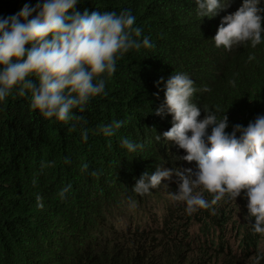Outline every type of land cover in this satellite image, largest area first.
<instances>
[{
    "label": "trees",
    "instance_id": "trees-1",
    "mask_svg": "<svg viewBox=\"0 0 264 264\" xmlns=\"http://www.w3.org/2000/svg\"><path fill=\"white\" fill-rule=\"evenodd\" d=\"M264 264V0H0V264Z\"/></svg>",
    "mask_w": 264,
    "mask_h": 264
},
{
    "label": "rangeland",
    "instance_id": "rangeland-1",
    "mask_svg": "<svg viewBox=\"0 0 264 264\" xmlns=\"http://www.w3.org/2000/svg\"><path fill=\"white\" fill-rule=\"evenodd\" d=\"M221 260L220 258H216L212 260V264H221Z\"/></svg>",
    "mask_w": 264,
    "mask_h": 264
}]
</instances>
